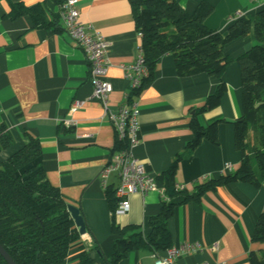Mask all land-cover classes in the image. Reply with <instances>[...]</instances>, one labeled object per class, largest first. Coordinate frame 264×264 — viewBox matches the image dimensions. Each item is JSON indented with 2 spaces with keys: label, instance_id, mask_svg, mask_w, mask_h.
Instances as JSON below:
<instances>
[{
  "label": "crops",
  "instance_id": "1",
  "mask_svg": "<svg viewBox=\"0 0 264 264\" xmlns=\"http://www.w3.org/2000/svg\"><path fill=\"white\" fill-rule=\"evenodd\" d=\"M129 1L78 0L80 23L90 33L101 35L110 46L107 55V80L113 89L107 104L110 112L126 104L124 96L129 92V85L122 67L133 63L141 45ZM173 1L188 15L201 2H207L212 13L205 20V26L222 35L239 19L252 22L264 6V0ZM19 4L37 7L48 24L56 18L61 31L55 33L52 27L33 29L28 16L12 20L10 6ZM61 4L62 0H0V125L6 127L15 141L14 148L1 153L0 159L7 160L30 139L37 140L41 155L33 166L44 172L68 205L80 210L86 224L85 237L80 236L64 264H78L84 252L93 264H105L112 253L113 237L111 213L99 175L114 149L115 133L101 105L91 99L89 65L82 51L64 32ZM255 45L253 34H249L224 47L223 53L230 60L221 77L226 91L219 106L208 110L211 114L195 115V112L204 108L207 99L214 95L219 83L215 78L178 77L171 55L157 63L153 80L135 97L139 132L133 153L156 181L192 141L190 124L194 120L203 123L224 117L236 121L240 117V71L234 62ZM226 85L236 94L233 103L227 96ZM76 101L84 104L71 117L74 126L65 129L63 122L69 119L68 110ZM217 121L220 122L217 145L202 141L179 164L175 182L188 193L196 185L221 176L227 163L232 165V171L223 176L239 168L240 154L234 147V131L224 127L222 119ZM161 201L158 191L145 197L131 195L129 212L114 216L115 222L120 227L141 226L147 235V222L159 213ZM262 213L264 183L258 188L245 183L227 185L208 192L200 204L177 207L167 224L172 247L184 244L197 247L195 251L182 253L177 263L250 264L251 254L264 257V244H254L251 240ZM118 264H153V260L150 252L138 251L129 253Z\"/></svg>",
  "mask_w": 264,
  "mask_h": 264
},
{
  "label": "trees",
  "instance_id": "2",
  "mask_svg": "<svg viewBox=\"0 0 264 264\" xmlns=\"http://www.w3.org/2000/svg\"><path fill=\"white\" fill-rule=\"evenodd\" d=\"M129 4L149 71L143 86L153 80L157 63L166 55L174 58L178 77L207 75L219 82L214 95L207 99L204 108L196 110L195 115L218 107L226 91L221 77L230 60L223 53L224 47L249 34H253L256 45L236 60L241 72L243 110L234 123V147L240 154L238 170L198 184L192 193L177 188L175 177L180 162L190 157L202 141L217 145L220 122L203 127L194 120L190 124L192 141L157 177L169 201H161L159 213L148 220L147 235L141 226L120 227L116 224L113 214L118 202L112 188L105 189L113 237L112 253L105 264H118L131 252L163 255L172 247L167 224L177 207L200 204L208 192L227 185L245 183L258 188L264 183V6L252 22L239 19L222 35L205 26V20L212 13L207 2H201L192 15L186 14L173 0H130ZM9 16L12 20L28 16L33 29L52 27L55 33L61 31L57 19L48 24L37 7L11 5ZM14 146V138L4 125H0V154ZM120 149L115 141L111 153ZM40 155V143L30 139L7 160L0 159V246L14 264H64L70 249L80 241L64 196L49 183L43 171H37L33 166ZM251 240L254 244H264V213L256 221ZM94 249L100 254L98 247ZM0 264H6L1 257ZM78 264L93 262L84 252ZM250 264H264V257L251 254Z\"/></svg>",
  "mask_w": 264,
  "mask_h": 264
},
{
  "label": "built area",
  "instance_id": "3",
  "mask_svg": "<svg viewBox=\"0 0 264 264\" xmlns=\"http://www.w3.org/2000/svg\"><path fill=\"white\" fill-rule=\"evenodd\" d=\"M78 0H62L61 23L64 32L82 51L89 65L88 80L92 86L91 99L99 103L108 116L115 133V141L121 146L110 154L106 165L100 172V181L104 189L110 187L118 204L114 212L115 217L126 215L129 212V197L139 194L145 197L150 192L158 191L164 203L169 199L165 189L158 185L156 178L146 173L144 167L135 159L133 153L138 145L137 135L139 126L137 117L139 109L135 97L143 88L144 81L149 76V71L144 63L143 53L139 49L132 64L122 67L124 79L129 85V92L124 99L126 104L115 112L108 111L107 104L113 89L107 80L108 62L107 55L109 44L97 33H90L89 28L79 21ZM140 38L141 35L138 34ZM83 102H74L68 110L69 119L64 120L65 129L74 126L72 115L83 106ZM232 171V165L223 166L221 176ZM178 189H182L177 187ZM82 238L85 235L81 236ZM196 246L181 245L170 247L164 254L151 253L153 264H178L182 253L195 251ZM216 248V247H214Z\"/></svg>",
  "mask_w": 264,
  "mask_h": 264
},
{
  "label": "water",
  "instance_id": "4",
  "mask_svg": "<svg viewBox=\"0 0 264 264\" xmlns=\"http://www.w3.org/2000/svg\"><path fill=\"white\" fill-rule=\"evenodd\" d=\"M258 106H256V108ZM229 123L234 124L235 121H229ZM67 211L70 215L71 220L74 223V227L76 228L79 236L85 235L86 234V224H85L84 218L80 210L71 205H68ZM0 257L5 261L6 264H14V262L10 259V257L6 254V252L3 250L1 246H0Z\"/></svg>",
  "mask_w": 264,
  "mask_h": 264
},
{
  "label": "rangeland",
  "instance_id": "5",
  "mask_svg": "<svg viewBox=\"0 0 264 264\" xmlns=\"http://www.w3.org/2000/svg\"><path fill=\"white\" fill-rule=\"evenodd\" d=\"M262 46L264 47V43L262 44ZM234 64L236 65V67H238V69H239V71H240V68H239V66H238V64H237V61H235L234 62ZM240 88H239V90H238V96H239V102H240V107H241V112H243V110H242V87H241V72H240ZM226 87H227V96L230 98V101H231V103H233V96L235 97V95H234V90L231 88V87H229V86H227L226 85ZM213 96V95H212ZM211 96V97H212ZM221 108H222V105L220 106ZM223 109V108H222ZM208 110H211V109H207L205 112L207 113L208 112ZM204 112V113H205ZM208 113H210V112H208ZM212 113V112H211ZM210 113V114H211ZM209 114V115H210ZM208 115V114H207ZM242 115V114H241ZM240 115V116H241ZM224 117H222L221 119H222V121H223V126L224 127H226V128H232L233 129V131H234V124H229L228 122L229 121H231V120H228V119H223ZM220 118L219 119H214V120H221ZM209 120H211V119H209ZM214 120H212V121H206V122H204L203 121V123H201L202 124V126L203 127H207V126H209L210 124H211V122H213ZM249 137H251L250 136V134H249ZM252 142L254 143V144H256L257 145V142L255 141V140H252Z\"/></svg>",
  "mask_w": 264,
  "mask_h": 264
}]
</instances>
